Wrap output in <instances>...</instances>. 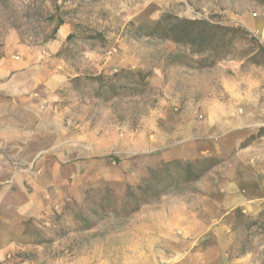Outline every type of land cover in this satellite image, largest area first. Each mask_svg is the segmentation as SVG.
<instances>
[{
	"label": "rangeland",
	"instance_id": "374dc122",
	"mask_svg": "<svg viewBox=\"0 0 264 264\" xmlns=\"http://www.w3.org/2000/svg\"><path fill=\"white\" fill-rule=\"evenodd\" d=\"M165 14L237 31L194 55ZM0 264H264V0H0Z\"/></svg>",
	"mask_w": 264,
	"mask_h": 264
},
{
	"label": "trees",
	"instance_id": "16d2710c",
	"mask_svg": "<svg viewBox=\"0 0 264 264\" xmlns=\"http://www.w3.org/2000/svg\"><path fill=\"white\" fill-rule=\"evenodd\" d=\"M236 31L237 29L223 27L219 24H212L206 20L180 19L177 16L165 14L164 17L154 25L152 33L149 34V36L173 42L177 46L189 47L194 55L203 56L209 53L210 57H212L213 55L218 54L222 49L227 48L231 43L227 42V33ZM214 64L215 63L213 62L210 64L202 63L200 64V68L211 67ZM119 77L120 74H115L113 79H118ZM93 79L97 80L98 78ZM112 86L114 87L115 85ZM261 133L262 130H260L258 137H260ZM253 138L254 136L251 140H253ZM176 164L178 163L173 161L165 162L156 170H151L149 172V177L143 180V184L141 186L137 188L128 186L126 195L127 200L137 209L141 203H147L151 195L159 196V193L161 194V192L155 191L153 185L157 183L162 184L164 181L168 180L170 178L169 173H171V168ZM214 165L215 164H212L210 168L214 167ZM188 166L192 167L193 165L190 164ZM96 198H101L102 200H99L98 202L95 200ZM109 199H113V197L109 195V190L106 189L103 191L91 189L86 193L84 204L95 205L101 212H103V214L107 215L108 212H106L105 207L110 205L107 202ZM68 209L75 211L77 216L76 219L82 225H85V229L92 227L89 217L84 214L81 206L78 204L67 205L65 211ZM91 213H94V211ZM113 214H115V212H113Z\"/></svg>",
	"mask_w": 264,
	"mask_h": 264
},
{
	"label": "crops",
	"instance_id": "0c3cea01",
	"mask_svg": "<svg viewBox=\"0 0 264 264\" xmlns=\"http://www.w3.org/2000/svg\"><path fill=\"white\" fill-rule=\"evenodd\" d=\"M166 148V147H165ZM161 152V155L159 156L160 159H163L164 161H170L173 159H180V158H193L194 156H198L200 152H204V149H198L196 152H191L189 150L184 151L180 147H174L172 149L167 150L164 148L159 149ZM201 150V151H200Z\"/></svg>",
	"mask_w": 264,
	"mask_h": 264
},
{
	"label": "bare ground",
	"instance_id": "6f19581e",
	"mask_svg": "<svg viewBox=\"0 0 264 264\" xmlns=\"http://www.w3.org/2000/svg\"><path fill=\"white\" fill-rule=\"evenodd\" d=\"M63 30V29H62ZM65 31V30H64ZM62 33V32H61Z\"/></svg>",
	"mask_w": 264,
	"mask_h": 264
}]
</instances>
